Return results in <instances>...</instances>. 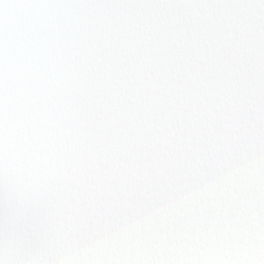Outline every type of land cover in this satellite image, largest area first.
Here are the masks:
<instances>
[{"label": "snow or ice", "instance_id": "obj_1", "mask_svg": "<svg viewBox=\"0 0 264 264\" xmlns=\"http://www.w3.org/2000/svg\"><path fill=\"white\" fill-rule=\"evenodd\" d=\"M0 264H264V0H0Z\"/></svg>", "mask_w": 264, "mask_h": 264}]
</instances>
